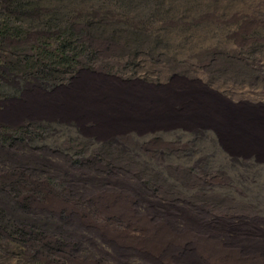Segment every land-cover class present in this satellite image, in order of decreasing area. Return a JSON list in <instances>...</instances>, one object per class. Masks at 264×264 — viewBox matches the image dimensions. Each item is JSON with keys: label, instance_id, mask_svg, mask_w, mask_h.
Segmentation results:
<instances>
[{"label": "rangeland", "instance_id": "374dc122", "mask_svg": "<svg viewBox=\"0 0 264 264\" xmlns=\"http://www.w3.org/2000/svg\"><path fill=\"white\" fill-rule=\"evenodd\" d=\"M188 93L264 111V0H0V264H185L141 217L264 220V154L225 147Z\"/></svg>", "mask_w": 264, "mask_h": 264}, {"label": "bare ground", "instance_id": "6f19581e", "mask_svg": "<svg viewBox=\"0 0 264 264\" xmlns=\"http://www.w3.org/2000/svg\"><path fill=\"white\" fill-rule=\"evenodd\" d=\"M186 97H190L192 101L184 105L183 112L195 118L200 117L201 112L206 113L209 122L217 125L225 147L264 154V111L260 115L256 112V115H253V112L246 110L230 111L214 101L201 102L194 93H188ZM84 101L90 108L102 109V113L108 118L113 119L112 115L115 113V123L119 121L120 116L127 117L123 111L127 104L120 106L116 102L112 103V100ZM161 103L154 107V113H160L163 108H167L166 102H163V106H160ZM132 104L137 105L136 110H144L141 105L145 103L141 99H135ZM253 204L256 205V210L264 215V197ZM141 218L144 234H166L161 251L168 255L176 254L185 264H264V228L253 227L257 222L264 225L263 219L251 218L252 226L243 228L233 237H226L223 229L201 224L190 216H185L183 228H178L167 218H158L155 224L146 216ZM203 246H210L211 250L204 251Z\"/></svg>", "mask_w": 264, "mask_h": 264}, {"label": "trees", "instance_id": "16d2710c", "mask_svg": "<svg viewBox=\"0 0 264 264\" xmlns=\"http://www.w3.org/2000/svg\"><path fill=\"white\" fill-rule=\"evenodd\" d=\"M2 213H3V211H2ZM4 228H5L4 225H2V226L0 227V231H1V229H2V230H5Z\"/></svg>", "mask_w": 264, "mask_h": 264}]
</instances>
